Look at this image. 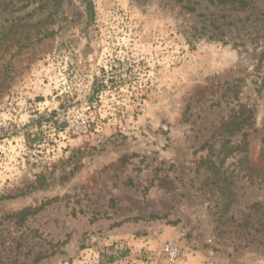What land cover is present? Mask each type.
<instances>
[{
  "label": "rangeland",
  "instance_id": "374dc122",
  "mask_svg": "<svg viewBox=\"0 0 264 264\" xmlns=\"http://www.w3.org/2000/svg\"><path fill=\"white\" fill-rule=\"evenodd\" d=\"M243 1L0 0V264H264V0Z\"/></svg>",
  "mask_w": 264,
  "mask_h": 264
},
{
  "label": "trees",
  "instance_id": "16d2710c",
  "mask_svg": "<svg viewBox=\"0 0 264 264\" xmlns=\"http://www.w3.org/2000/svg\"><path fill=\"white\" fill-rule=\"evenodd\" d=\"M211 4L213 5H216V6H221V5H226V4H229L230 5V8L231 6L233 7L234 10H243L245 9V7L247 6L246 3L243 1V0H208ZM15 26V25H14ZM14 26H10V29H12ZM113 73L116 74V72L118 73L119 70L118 68L116 69H113ZM96 91H94L95 93ZM240 112L243 111V112H246V113H249V114H252V111L251 110H248V109H244L243 106H241L239 108ZM41 121H37L36 123L39 124ZM252 123V120L250 121V117L248 118H241V116H232L231 119L224 123V125H230L231 126V132L233 131H236V130H240L242 127L244 126H250V124ZM239 149V147H236ZM263 170H262V176L264 177V148H263ZM203 164H208L209 167H208V170L210 172H212L214 175H217V176H220L221 174L219 173L220 172V168L217 167L214 163H212L211 161L209 160H206L205 162H203ZM223 184L225 185H229L228 182H226L224 179L222 180ZM214 186H218V185H214ZM228 202H232L231 201H228ZM110 259H114V257H110Z\"/></svg>",
  "mask_w": 264,
  "mask_h": 264
},
{
  "label": "built area",
  "instance_id": "2783aa9c",
  "mask_svg": "<svg viewBox=\"0 0 264 264\" xmlns=\"http://www.w3.org/2000/svg\"><path fill=\"white\" fill-rule=\"evenodd\" d=\"M87 127V123L85 120L81 119L80 121L76 122V129L79 132H85ZM164 253L167 256V258L171 261H175L176 259H179L180 257L184 256V253L181 251V249L178 247V245L175 242H169L164 247Z\"/></svg>",
  "mask_w": 264,
  "mask_h": 264
}]
</instances>
